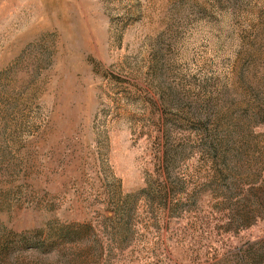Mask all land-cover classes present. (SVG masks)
Returning <instances> with one entry per match:
<instances>
[{"label": "rangeland", "instance_id": "1", "mask_svg": "<svg viewBox=\"0 0 264 264\" xmlns=\"http://www.w3.org/2000/svg\"><path fill=\"white\" fill-rule=\"evenodd\" d=\"M0 264H264V0H0Z\"/></svg>", "mask_w": 264, "mask_h": 264}]
</instances>
